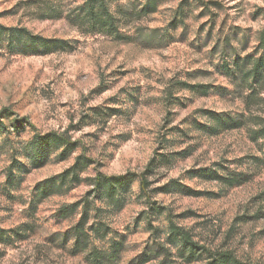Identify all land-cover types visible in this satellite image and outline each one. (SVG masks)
<instances>
[{
	"label": "rangeland",
	"instance_id": "1",
	"mask_svg": "<svg viewBox=\"0 0 264 264\" xmlns=\"http://www.w3.org/2000/svg\"><path fill=\"white\" fill-rule=\"evenodd\" d=\"M83 2L0 0V112L27 120L16 130L0 118V264H94L90 247L115 241L105 264L143 253V264H214L182 254L173 225L214 254L264 264V138L253 133L264 125V0H156L150 13L147 0H104L114 33L90 26ZM23 27L62 43L17 51L11 32ZM50 133L70 142L64 157L36 146ZM157 152L164 162L140 190ZM97 172L133 181L112 195ZM84 210L80 251L71 227Z\"/></svg>",
	"mask_w": 264,
	"mask_h": 264
},
{
	"label": "trees",
	"instance_id": "2",
	"mask_svg": "<svg viewBox=\"0 0 264 264\" xmlns=\"http://www.w3.org/2000/svg\"><path fill=\"white\" fill-rule=\"evenodd\" d=\"M86 6V8H85ZM156 0H147V3L142 5L143 10L147 13H150L155 10ZM83 18L88 20V23L92 27L99 26L103 29H107L111 33L117 30L116 28V20L108 13V9L104 0H84L83 2ZM182 4L179 5L177 9V16H181L183 13ZM12 42L16 46L17 51H32L34 53H38L39 51L49 52L54 49V45L57 42L54 39L46 38L41 35L33 34L30 35L26 32L25 27L17 28L13 32H11ZM262 60V61H261ZM263 62L262 58H257L254 62L253 66L250 69L249 74H253L255 78V82L258 83V71L260 69L261 63ZM258 80V81H257ZM11 112L8 111V108H3L0 112V118H6L9 125H13L16 130H22L27 120L24 117L16 116L12 120H9L11 117ZM0 123H5L3 119L0 120ZM255 138H264V125L256 128L254 130ZM50 142V143H49ZM69 143L62 135H56L55 133H50L49 135L45 134L39 136L36 146H46L52 149H59L58 157H64L67 150L70 148ZM34 155V154H33ZM49 154L47 155V157ZM165 154L160 152L155 154L148 162L145 164L142 171L139 173V187L140 190H146L149 185V176H151L154 171L160 166L162 161L164 162ZM44 158L46 161L48 158ZM43 160V159H42ZM254 160L258 161V163H264V150L261 156H254ZM78 162L75 163L76 166ZM95 185L97 186V190L102 191L103 189L111 190L110 194L114 195L112 191L115 190H127L130 187L131 182L133 181V175L128 173L124 175H103L100 172L95 174ZM230 179V178H229ZM234 179V178H233ZM163 186L162 188H164ZM84 217H86V210L83 211V217L79 221L75 223L71 227L72 237L74 239L73 247L76 250H86L88 248V234L86 232L84 226ZM170 242L174 244H181L182 251L181 253L188 252L189 258L194 256L195 254H206L207 257L212 258L214 264H255V263H247L242 262L232 256L230 252H219L213 253L206 249L204 246H199L192 240L191 233L181 229L177 226H171V231L169 233V237L167 238ZM121 242L115 241L112 242L111 246L108 249H102L96 246H91L89 250V260L94 264H105L111 263L118 256V253L121 249ZM151 259L149 254L143 253L140 254L137 258L132 259L129 264H143L146 261Z\"/></svg>",
	"mask_w": 264,
	"mask_h": 264
}]
</instances>
